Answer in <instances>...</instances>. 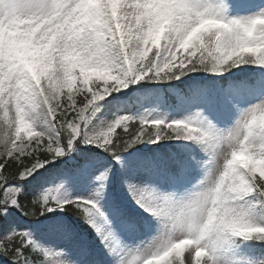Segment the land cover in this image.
<instances>
[{
  "label": "snow or ice",
  "instance_id": "6c2138e0",
  "mask_svg": "<svg viewBox=\"0 0 264 264\" xmlns=\"http://www.w3.org/2000/svg\"><path fill=\"white\" fill-rule=\"evenodd\" d=\"M4 2L0 0V4ZM7 3L16 11L19 20L28 19L20 15L21 12H30L32 19L46 28L63 24L70 15L73 19L80 16L85 7L95 12L104 26L98 27L95 33L85 30L86 37L95 38L96 58L93 60L90 55L83 61L84 71L73 75L71 66L58 62L57 73L43 84L33 82L22 69L10 62L8 44L4 42L3 55L0 56V186L9 178L26 180L48 162L71 150L77 141L96 144L117 160L120 153L145 141H203L212 147L208 162L212 167L205 180L209 177L216 179L220 198L216 207L223 204L228 208L226 220L229 223L264 228L254 223L245 211L232 205L236 199L249 194H255L264 204V171L252 163L264 161V145H254L250 140L254 130L264 129V121L258 119L264 113V101L250 108L234 128L220 133L211 123L205 126L190 118L166 121L120 117L97 132L89 131L85 123L86 114L95 102L129 82L143 78L178 79L199 71L221 73L248 63L264 66V25L254 23L264 19V11L247 18L228 19L212 7L202 5L199 10L202 23L194 33L177 34L175 30L166 36L152 33V42L145 44L148 21L141 10L142 0H119L115 15L107 3L93 9L82 0H7ZM117 5H121L120 15L117 14ZM255 6L264 8V4ZM216 20L224 21L228 26L221 27L214 22ZM10 23V19L0 16V28H8ZM88 70L103 75L93 81L87 75ZM37 110H43L48 118V126L40 130L29 116ZM117 128L121 131L113 137ZM22 133H27L28 138ZM241 153L251 158L250 161L241 163ZM180 163L187 164L186 161ZM152 167H158V164L153 163ZM109 171L106 169L97 179L106 180ZM125 183L136 203L149 214L165 219L166 214L170 216L175 202L169 196L153 200L151 193L127 180ZM22 191L18 189L14 197L0 196V217L15 208L22 215L36 219L58 208L84 217L102 236V242L107 241L108 237L92 219L93 214L104 217L94 198L77 197L61 202L45 193L25 202ZM233 238L264 242V233L238 235L230 228L213 223L161 239L156 244L162 250L151 254L164 256V264H216L212 251L219 245L232 242ZM185 245L192 247L184 252ZM29 251L41 252L44 256L42 264H69L64 260H50L49 250L37 247L27 231L14 229L0 235V255L7 256L12 264H28ZM173 253L183 258L169 259ZM257 264H264V258L258 259Z\"/></svg>",
  "mask_w": 264,
  "mask_h": 264
},
{
  "label": "rangeland",
  "instance_id": "374dc122",
  "mask_svg": "<svg viewBox=\"0 0 264 264\" xmlns=\"http://www.w3.org/2000/svg\"><path fill=\"white\" fill-rule=\"evenodd\" d=\"M199 2L212 7L228 19L247 18L264 11V8L255 6L257 3L264 4V0L232 2L199 0ZM120 7L121 5H117L118 15L121 14ZM87 75L95 81L103 73L88 70ZM143 79L133 84L138 85ZM128 84L118 90L126 89ZM134 95L132 94V97ZM107 97L108 95L95 102L86 114V128L91 132L109 127L117 118L115 108L121 104L128 105L126 100L122 103L123 100H106ZM262 101H264V76L259 80L254 92H247L244 88L230 85L213 101H203L197 97L193 101L179 105L177 107L179 109L176 110H167L160 102L152 108L158 110L159 114L168 120L190 118L205 126L211 123L220 133L234 128L250 108ZM29 116L38 130L48 126V118L43 110H37ZM22 136L28 138L27 133H22ZM250 140L254 145H264V129L254 130ZM88 144L93 149L103 150L96 144ZM175 145L176 147L167 153L159 152L155 156L128 155L123 158L124 164L133 166L131 179L128 175H124L126 176L124 180L151 193L153 200L165 196L179 200L198 190L212 167L208 163L212 147L203 141L195 140H177ZM92 159L90 155L85 156L83 169L75 176L56 170L50 174L39 175L37 185L44 194L47 193L58 200L71 197L94 198L111 221V225L115 226L112 230L111 226H105L100 217H95L101 232L108 237L107 241L102 242V246H99L100 242L88 244L79 231L77 233V230L64 218L47 222L43 226L29 227L17 217L12 219L7 232L14 229L27 231L33 240L47 246L51 253L50 260H64L69 264H143L147 254L162 250L156 242L166 238V219L162 216L147 215L149 212L136 203L125 182L121 191L115 193L110 186L105 185L110 178L98 180L97 177L106 170L109 163L101 157ZM183 161L187 162L186 166L180 163ZM153 163L158 164V167H152ZM117 204H121L120 212L116 209ZM134 205L139 206L135 212L132 211ZM232 205L237 210L245 211L254 223L264 226V208L259 213L251 202L242 198L233 201ZM126 206H128L127 210ZM189 247L192 245L183 246L184 252ZM211 254L216 264H257L258 259L264 258V246L260 243L247 242L246 248H243L232 241L217 246Z\"/></svg>",
  "mask_w": 264,
  "mask_h": 264
},
{
  "label": "clouds",
  "instance_id": "9594fccd",
  "mask_svg": "<svg viewBox=\"0 0 264 264\" xmlns=\"http://www.w3.org/2000/svg\"><path fill=\"white\" fill-rule=\"evenodd\" d=\"M119 0H82V3L95 9L104 3L112 6L115 15V5ZM142 12L145 13L147 37L145 44L152 42V33L168 35L173 30L177 34L182 32L192 34L196 27L202 23L199 0H142ZM27 20H19L16 11L7 3L0 4V16L10 19L8 28H0V56L3 55L2 47L5 41L8 44L10 62L16 64L35 83L43 84L50 76L57 73L58 62L72 67V74L77 70H85L83 61L90 55L95 57V38L85 36L86 28L90 33H95L104 22L97 18L95 12H90L88 7L83 9L80 16H68L64 23L52 28L37 24L32 19V13L21 12ZM195 17V19H194ZM221 27H227L224 21H214ZM264 25V19L254 22ZM245 31H249L245 29ZM186 38V37H185ZM183 43V39L181 40ZM264 121V113L258 117ZM235 155V154H234ZM241 163L251 158L240 154ZM260 171H264V161H252ZM216 179L209 177L203 181L198 190L179 200L172 199L175 206L171 209L170 216L166 214V228L168 237H175L186 233L188 230L204 228L216 223L219 227L230 228L238 235L250 233H264V228L250 227L242 223H229L226 220L228 208L223 204L216 207L219 200ZM184 242V241H182ZM164 256L147 254L143 264H164Z\"/></svg>",
  "mask_w": 264,
  "mask_h": 264
},
{
  "label": "trees",
  "instance_id": "16d2710c",
  "mask_svg": "<svg viewBox=\"0 0 264 264\" xmlns=\"http://www.w3.org/2000/svg\"><path fill=\"white\" fill-rule=\"evenodd\" d=\"M176 80H178L179 82L183 81L182 78H178ZM169 82H172V81H169ZM135 118L138 119V117H135ZM149 128H151V127H149ZM120 131H121V129L118 128L116 134H118ZM167 141L168 140H160V141L155 142V143L157 146H159V145L165 144ZM145 142H147V141H145ZM145 142L133 145L131 148L128 149L127 152H129L133 148H140V147L143 148ZM75 148L83 149L84 148L83 142L77 141L73 145L71 150L66 152L67 155L71 154L73 149H75ZM127 152L120 153L119 156L123 155ZM107 153L109 154V156L112 159H114L112 154H110L109 152H107ZM67 155L64 154V155L58 157L57 159L48 162L47 164L44 165V167H42L40 169H45V168L49 169L53 165H63L64 169L66 171L70 170L69 165L66 163V159L63 160ZM40 169L37 172L33 173L32 176H35L36 174H38ZM28 180H30V176L26 180H16L13 178H9L6 184H4L3 186H0V196H3L5 198L14 197L16 195V191L18 189L23 190L22 196H23L25 202H28V201L32 200L33 198H35L36 196H39L40 192L37 189L36 185L33 183H32L33 185H31V182H29ZM58 212L60 214H58ZM12 213H14V214H12ZM59 215L64 216L71 223H73L75 225H79L85 231L86 235L89 238H91L95 235V232H93L94 227L92 226V224L88 223V221L84 217L76 215L73 212L56 211L54 208L51 211L45 213L44 215H42L36 219H30L27 216L22 215L21 212L15 208L9 209V211L4 216L0 217V235L7 234V231H8L7 228L9 226L10 222L12 221V219H15L17 217H19V220L25 221L28 225L35 226V225L42 223L44 221H47V220H50L53 218H57ZM34 244L39 248L48 250L47 246L38 243V241H34ZM27 258H28V264H42V262H44V256L41 252L29 251L27 253ZM1 263L12 264V261L7 256L0 255V264Z\"/></svg>",
  "mask_w": 264,
  "mask_h": 264
}]
</instances>
